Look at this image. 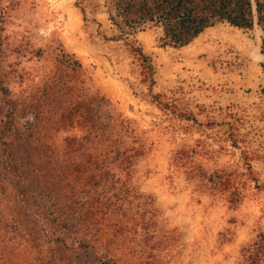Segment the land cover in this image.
I'll return each instance as SVG.
<instances>
[{
  "label": "rangeland",
  "instance_id": "obj_1",
  "mask_svg": "<svg viewBox=\"0 0 264 264\" xmlns=\"http://www.w3.org/2000/svg\"><path fill=\"white\" fill-rule=\"evenodd\" d=\"M113 2L0 0V80L16 106L13 125L18 129L10 139L20 134L32 141L40 168L37 181L55 195L46 209L25 207L0 148V264L107 263L102 253L108 239L96 234L97 223L95 233H87L80 226L72 230L70 218L65 222L68 204L83 197L86 187L81 178L58 168L69 157L63 139L90 129L78 122L77 109L93 103L95 92L129 121L146 147L135 159L131 183L153 214L149 229L128 235L130 221L114 227L99 222L123 229L110 240L117 264H245L242 248L264 231V192L250 185L231 209L189 182L183 170L171 165V157L179 148L202 146L210 152L204 156L207 169L242 172L239 149H244L254 155L252 168L264 180V57L257 52L258 29L219 22L182 48L161 46L156 25L148 23L135 34L155 68L152 91L175 113L193 114L194 122L152 103L137 59L122 41L105 39L117 33L108 19ZM5 110L0 92V127ZM230 111L239 117V149L229 145L222 124ZM91 145L76 155L92 152ZM66 182H72L71 190ZM91 197L75 204L76 211L87 209ZM59 237L72 244H65L61 256Z\"/></svg>",
  "mask_w": 264,
  "mask_h": 264
},
{
  "label": "trees",
  "instance_id": "obj_2",
  "mask_svg": "<svg viewBox=\"0 0 264 264\" xmlns=\"http://www.w3.org/2000/svg\"><path fill=\"white\" fill-rule=\"evenodd\" d=\"M108 19L117 33L104 38L122 41L142 68V74L148 82L147 93L151 102L161 110L171 113L176 111L164 101L161 94L152 91L155 84V68L150 55L135 39V34L141 30V27L148 23L160 27L161 46L182 48L195 40L205 29L219 22H226L232 27L244 30H251L256 26L260 39L259 52L264 55V0H114ZM3 20L4 12L0 11V44ZM260 67L264 74V62L260 63ZM82 89L86 90L83 86ZM0 92L6 106L5 120L0 127L1 152L5 156L8 171L14 173L17 178L20 195L26 201L24 206H32L38 212L46 209L47 202L55 195L51 193L52 191L44 190L37 181L40 168L31 153L32 141H27L20 134L14 140L10 139L12 131L17 134L18 130L13 125L16 106L8 97V90L2 85L1 80ZM94 94L93 103L86 105L87 102H83L77 109L78 122L86 130L90 129L81 137L63 139L64 150L68 151L66 154L70 158L61 161L58 166L59 171L67 170L69 175L72 172L74 178H81L86 187L83 197L75 198L68 204L71 213L66 215L65 222H69L72 230L80 226L87 233H95L97 229L96 234L108 239L102 253L108 257L106 264H117V256L110 254L113 250L111 247L113 241L110 240H115V233L118 230L122 232L123 229L119 227L111 229L99 222L110 221L114 227L121 225L125 220L130 221L133 228L126 230L128 235L140 233L138 229L143 231L149 229L147 225L153 214H150L144 202L139 201L142 196L135 191L131 183L135 159L146 153V147L137 138V133L129 121L121 118L110 107L104 96L98 92ZM175 114L181 119L196 121L191 113ZM224 118L226 119H223L222 124L226 127V139L232 148L239 149V117L236 116L235 111H230L225 113ZM213 124L217 123L212 122L209 125ZM91 142L92 152L85 155L81 152V155H76L79 150L88 148ZM239 150L244 169L242 172L222 168L207 169L204 165L207 159L204 156L210 152L202 146L200 149L195 147L177 149L171 157V165L183 170L186 178L195 187L214 197H220L229 208L233 209L243 200L250 185L252 189L264 192V180L258 178L251 165L254 155H250L244 149ZM71 185L72 182L65 184L70 190ZM87 196H92L91 205H87V209L83 211H76L75 204L82 199L85 202ZM23 212L26 213L24 208ZM147 214L150 216L146 217ZM66 218L70 219L66 221ZM95 223L100 228L95 229ZM85 240L86 238H82V241ZM58 241L60 247L57 251L61 256L66 251L63 248L66 249V245L72 244L66 243L62 237H59ZM90 248L93 250L94 247ZM123 249L132 250L127 246ZM241 254L245 264H264V231L259 232L251 243L243 247Z\"/></svg>",
  "mask_w": 264,
  "mask_h": 264
},
{
  "label": "bare ground",
  "instance_id": "obj_3",
  "mask_svg": "<svg viewBox=\"0 0 264 264\" xmlns=\"http://www.w3.org/2000/svg\"><path fill=\"white\" fill-rule=\"evenodd\" d=\"M257 52H258V55H261V53L259 52V50H257Z\"/></svg>",
  "mask_w": 264,
  "mask_h": 264
},
{
  "label": "crops",
  "instance_id": "obj_4",
  "mask_svg": "<svg viewBox=\"0 0 264 264\" xmlns=\"http://www.w3.org/2000/svg\"><path fill=\"white\" fill-rule=\"evenodd\" d=\"M196 39V38H195ZM143 48V47H142ZM144 50V49H143ZM145 51V50H144ZM263 57H264V55H263Z\"/></svg>",
  "mask_w": 264,
  "mask_h": 264
}]
</instances>
